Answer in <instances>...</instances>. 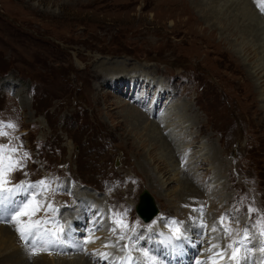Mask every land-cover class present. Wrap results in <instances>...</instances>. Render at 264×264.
Instances as JSON below:
<instances>
[{
  "label": "rangeland",
  "instance_id": "1",
  "mask_svg": "<svg viewBox=\"0 0 264 264\" xmlns=\"http://www.w3.org/2000/svg\"><path fill=\"white\" fill-rule=\"evenodd\" d=\"M178 10L144 4V0H0V127L15 125L3 127L8 136H0V144L22 145L20 155L27 152L30 157L27 166L13 172L10 179L13 185L49 181L53 191L44 196L54 206L57 200L65 204L60 207H64L61 214L65 212L66 219H72L76 206L90 196L103 208L108 235L114 212L126 211L131 227L137 222L138 227L143 226L136 207L147 191L168 222L167 229L176 220L181 222L183 235L199 241L198 253L186 264H195L204 256L206 261L210 243L223 246L240 239L244 229L251 237L245 243L250 249L246 255L258 257L264 253L258 224L264 216L263 61L255 64L261 70L252 69L251 81L260 93L251 98L249 86L223 57L196 43L195 35L202 27L197 23L199 17L177 16ZM258 11L264 17L260 8ZM205 25L206 34L209 27H217L216 39L226 37L215 19ZM238 57L251 72L250 53L241 51ZM140 75L142 78H136ZM157 87L168 94L158 98L159 92L154 95ZM134 107L146 115L140 123L126 117ZM176 108L183 112L187 127V132L180 123L177 128L182 129V137L178 136L184 147L181 151L186 150L182 154L185 160L178 166L176 159L171 160V148L156 149L148 135L156 129L162 138L165 133L156 115L174 114ZM173 118L174 123L179 122ZM143 161L150 165H142ZM188 162L195 173L193 183V175L186 177L182 171ZM165 164L174 172L166 178ZM148 168L162 179L160 185L151 184ZM188 183L192 192L199 193L197 184L205 195L184 199L182 192L186 193ZM92 208L93 213L98 209ZM250 208L257 211L250 212ZM194 212L199 213V221ZM83 215L77 218L83 219ZM224 215L229 218L225 224L230 223L235 231L217 240L219 231L209 230L205 221L219 228V218ZM44 217L41 211L36 218ZM10 220L3 225L12 229ZM204 225L207 229L201 231ZM15 235L32 253L33 245L21 240L16 230ZM48 248L47 255L58 256L49 259L57 262L74 261L80 255L91 264L108 262H93L92 251L63 254L51 245ZM11 251L1 253L0 261L10 257ZM263 259L264 254L260 262ZM247 261L257 264L252 256L247 255Z\"/></svg>",
  "mask_w": 264,
  "mask_h": 264
},
{
  "label": "bare ground",
  "instance_id": "2",
  "mask_svg": "<svg viewBox=\"0 0 264 264\" xmlns=\"http://www.w3.org/2000/svg\"><path fill=\"white\" fill-rule=\"evenodd\" d=\"M255 1L256 0H243L242 2H239V3L235 2V1H232L230 3V0H144V4H164L167 7H169L170 9L171 8L179 9L177 16L180 15L181 17L182 16L191 17L192 20H193L192 16L197 15L199 17V19L197 20V23H198V25H202V27L200 28L201 32L199 34L195 35L196 43L198 42V44L201 47H202V45L205 46L206 50L212 51V53H215L217 55L222 56L223 59L226 61V63H228V66L233 70V72L238 74L241 77V79H243V81L246 83V85L249 86L247 88V89H249V91L251 90L249 93V96L251 98H255L256 96L259 95L260 91L257 87H255V89L253 87V85L255 86V84H252L251 80L254 79L255 73L252 74V72H253L252 69L256 70L258 68V70L259 69L261 70L264 67V55L262 56V54H264V45L262 44V43H264V17H262L259 14V11H258L259 7ZM228 4H231V5L228 6ZM225 8H226V10H225ZM226 14H228L229 16H226ZM214 19L221 26L220 30H222L223 34H226V37L221 38L220 40L216 39V32L218 31L217 27H209L211 29L210 33L206 34V32H208L209 30H208V27L205 25V23H209L211 20L213 21ZM250 40L256 44H254V46L251 45ZM238 51H239V53L241 51H244L246 53H250V56H251V59H250L251 63L250 64H254L251 68L252 71L250 70L251 72H249L247 70L248 66L243 64L240 61V59L238 57V55H239ZM257 57H258V59H257ZM258 61H261V62L263 61V63H261V65L263 67H261V65H259V66L255 65L256 62H258ZM124 70H126V69H124ZM107 71H109V69ZM135 71H136V69H135ZM136 78L139 79L142 77L140 75L139 77H136ZM259 78H261V77H259ZM263 82H264V80H263ZM131 84H133V81L131 82ZM157 92H159L158 87H157V91H155L154 95H156ZM167 94H168L167 92L162 94L160 91L157 96H158V98H161L162 95H167ZM170 96L171 95H169L167 98L170 99ZM136 99H137V97H136ZM141 99H142V97H140L139 102H141ZM158 102H159V99H158ZM152 104H155V103H152ZM154 108H155V106H154ZM155 109H157V106ZM171 110H172V108H171ZM172 112H173V110H172ZM172 112L165 113L167 117L166 116L161 117L162 114L158 115V116L156 115V118L158 117L157 123H158L159 127L161 128V130L162 131L164 130L163 132L165 133V135H163L162 138L158 137V135L156 134V132H157L156 129H152L154 131L150 132L148 135H149V141L153 144L152 146L156 147V149L161 148V146L166 147L167 148L166 150H169L171 148V150L169 152L171 155V160L176 159L175 163L178 162V164H177V166H178L179 164L182 163V162L180 163V161L185 160V158L182 157V154L185 153V151H186V150L181 151V149L184 147L180 144L178 136H181L180 134L182 133V129H183V131L187 132V129H186L187 127H186V125H184L185 124V122H184L185 116L183 115V112L180 110V108H176L174 110V112H175L174 114ZM147 115H150V114L148 113ZM126 117L133 119V120L138 119L137 121L139 122V120L146 117V115L144 113H142L141 111H139V109L134 107L128 113H126ZM173 117H175V119H178L179 122H177V123L175 122L176 123L175 124L173 122V120H174ZM171 118H172L171 123L169 122V124L167 126L163 127L162 125H164ZM172 123H174V124H172ZM179 123H180L181 128H182L180 131L177 130ZM159 127H158V129H159ZM159 143H160V145H159ZM213 158L215 160H217L216 159L217 153H215L213 155ZM146 161H143L142 165L148 166L149 162L147 163ZM191 164L192 163L188 162V165L187 164H186L187 166L185 165L186 167L182 165V171H183V175L186 177H190V174L193 175L192 177H190V180L193 183V180H195V173L193 171V167L190 166ZM149 165H150V163H149ZM173 165L175 166V164H173ZM164 168L166 169V171L164 173V178H166L167 174L171 175L172 173H174L173 170L172 171L167 170L168 168H172V167H170V166L168 167L165 164L163 169ZM175 171H176V168H175ZM148 172L150 173L149 174V180L151 181V184L152 185H160L158 180H162V179L158 178L152 169L149 170V168H148ZM152 173H153V175H152ZM174 177H176V176L174 175ZM170 180H172V179L170 178ZM167 181H168V179L164 182L162 181L163 182L162 184L166 185ZM188 185H189V183H188ZM191 188L192 187L189 185L188 189L186 187V190H184V191H186V193L182 192L183 195L182 194L181 195L184 199H186L187 197L189 199L191 196L201 199L202 196H204L206 193V192L201 191V188L199 187V185L197 186V184H196L195 188L198 190L199 193L192 192L193 190H191ZM197 190H195V191H197ZM78 199L82 200L81 198H78ZM91 200H92V198L90 196H89V198L86 197V201H91ZM93 203L100 205L97 201L93 202ZM79 207L80 206H76V211L70 215V216H72L71 218H72L73 223H74V225H73V227H75L74 230H77V228H76L77 223L81 224V221H82V219L77 218V216L83 215L81 213V210ZM95 208H96V206H95ZM199 216H200L199 213H197V212L193 213V217L195 218V221L198 220ZM162 221L163 220H160V222L158 224V226L160 228H162V225H161ZM205 223L207 225V228L209 227L210 228L209 230H212V228H213L212 225H214V223L209 225L208 220L205 221ZM198 226H200V225L198 224ZM216 226H217V224H216ZM216 226H214V227H216ZM207 228H205V226H204V228H202L201 231H203ZM15 230H16L15 224H14V227L12 229L3 225V224H0V255H1V253L12 250L10 253L11 256L10 257H3L2 261H0V264H8L10 261L11 262L13 261V264H27V263L31 264V260H32L31 255H33V254L31 253L30 250H28L25 246H23L18 241V239L15 235ZM107 230H108V228H107ZM93 231H94V234H93L94 242H91L89 244V246L85 249V251H92V252H97V253H99V252L101 253L103 251L102 253L108 254L107 259L101 258V256L98 255L97 253H96V255H98L105 262L107 260L109 261L113 257H114V261L117 262L122 257V254L117 249L118 246L117 247H105L106 244L113 241V237L109 238L110 235H108V231L103 230L102 232H99L98 234L95 232V230H93ZM197 232H199V231H197ZM103 233H104L105 237L103 236ZM216 236H217V240L221 239L223 237V232L219 231ZM95 237H99V239H95ZM157 237L160 240H156V241H159L157 244L158 247L156 248V251L159 252L160 255L158 253H154L153 255L155 256V259L158 262H160L159 260L162 257L161 258V264H165L163 262L164 256L161 255V251L173 249V251L175 252L174 255H176L179 252L177 250L178 249V245H177L178 242L176 240L181 241V245L189 244L191 247H195L199 243L198 240L197 241H191V239H189L185 235H183L180 239H170L171 236L169 233H161ZM73 243L75 245H78L76 240H73ZM27 246L30 247V245H27ZM146 247L148 248V246H146ZM176 250H177V252H176ZM205 252H207V250H205ZM118 253H120V254L116 255ZM263 254H260V255L257 254L258 257L254 256L253 253H249L247 255H248V257L252 256L253 258L257 259V264H264V259L260 262V258L262 257ZM204 255H206V253L203 254V256ZM208 255H209V253H208ZM33 257H34L33 264H91L85 258L86 256L83 257L82 255H80L79 258L74 259V261H67L66 263H64L62 261H58V262L54 261L55 259H49V258H55L58 256L47 255L46 252H41L39 255H33L32 258ZM204 257H200L199 259H201V260L198 259L197 261H204L203 260ZM141 260H144V258L141 257ZM146 260H144V261H146ZM205 260H207V258H205ZM186 262L189 263V260H184L182 262V264H186ZM248 262L249 261L246 260V261H243L241 264H249ZM221 263L226 264V262H223V261ZM126 264H129V263L126 262ZM144 264H148V262H146ZM179 264H181V263H179Z\"/></svg>",
  "mask_w": 264,
  "mask_h": 264
},
{
  "label": "snow or ice",
  "instance_id": "3",
  "mask_svg": "<svg viewBox=\"0 0 264 264\" xmlns=\"http://www.w3.org/2000/svg\"><path fill=\"white\" fill-rule=\"evenodd\" d=\"M256 3L260 10L264 12V0H256ZM3 127L15 128V125L8 124L0 127V136H8V132L3 130ZM22 145L12 144H0V205L5 204L16 193L26 191V189H32L29 194V198L21 203L16 210L12 213L10 222L16 225V230L20 235V238L26 243H31L32 254L39 255L41 252L49 251L48 245H57L63 243V234L65 231L64 225L60 224L58 220H54L53 217L59 212V209L54 206L52 202H49L44 196L45 192L53 191L51 183L47 180H40L32 184H16L13 185L10 179L11 174L17 170L25 168L26 161L30 158L27 152L20 155ZM39 197V199H38ZM45 212L44 218H36L38 213ZM203 211V209H199ZM250 212H256L254 208L249 209ZM52 213L53 217H48L47 213ZM127 212L119 213L114 212L112 214L111 223L114 225L110 231L116 234L119 231L118 241L128 239L131 241V237L127 233H135L136 227L139 226L137 222L136 227H131L126 221L125 217ZM25 217L27 219H25ZM229 218L224 215L219 218L220 227H213V232L223 231L224 237H230L235 231L229 224H225V221ZM55 224L54 228H49L48 225ZM260 226V235L264 236V216H261L258 220ZM206 227V225H204ZM151 227V226H149ZM172 232L170 239H180L183 236L181 222L172 220L168 225ZM99 239V237H95ZM251 237L248 229L243 230V236L240 239H232L230 242L224 244L210 243L207 251L209 256L206 261H197L196 264H241V261L247 260L246 253L250 251L245 247V243L250 241ZM87 242H94V236L90 235ZM117 244L109 242L105 247H116ZM128 250V255L125 258L128 262H131L133 257L131 256L132 249L125 245ZM261 252H264V247L260 248ZM101 258L107 259V253H100ZM143 257H145L150 264H156L154 257L150 256L148 251H143Z\"/></svg>",
  "mask_w": 264,
  "mask_h": 264
},
{
  "label": "water",
  "instance_id": "4",
  "mask_svg": "<svg viewBox=\"0 0 264 264\" xmlns=\"http://www.w3.org/2000/svg\"><path fill=\"white\" fill-rule=\"evenodd\" d=\"M149 211H151L149 213V217H151V216L153 217L157 213V210H156L155 204H154V199L146 191L141 197V203L138 206V213L140 214V216H145V215H147V213ZM146 220H149V218H146Z\"/></svg>",
  "mask_w": 264,
  "mask_h": 264
}]
</instances>
